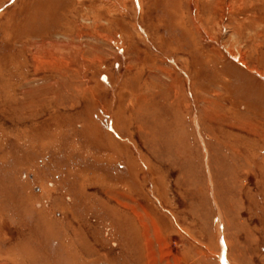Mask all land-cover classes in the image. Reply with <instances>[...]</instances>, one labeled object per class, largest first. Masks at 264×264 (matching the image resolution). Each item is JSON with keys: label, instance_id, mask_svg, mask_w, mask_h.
<instances>
[{"label": "rangeland", "instance_id": "374dc122", "mask_svg": "<svg viewBox=\"0 0 264 264\" xmlns=\"http://www.w3.org/2000/svg\"><path fill=\"white\" fill-rule=\"evenodd\" d=\"M0 264H264V0H0Z\"/></svg>", "mask_w": 264, "mask_h": 264}]
</instances>
